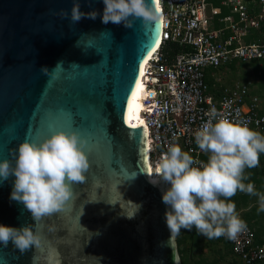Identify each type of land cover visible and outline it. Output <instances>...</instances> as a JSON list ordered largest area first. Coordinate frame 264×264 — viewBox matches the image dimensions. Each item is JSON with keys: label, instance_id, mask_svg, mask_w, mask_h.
I'll return each mask as SVG.
<instances>
[{"label": "water", "instance_id": "1", "mask_svg": "<svg viewBox=\"0 0 264 264\" xmlns=\"http://www.w3.org/2000/svg\"><path fill=\"white\" fill-rule=\"evenodd\" d=\"M74 2L96 19L62 18ZM103 9V0H0V160L14 165L22 141L62 130L78 133L90 161L64 209L39 222L10 199L15 177L0 183V224H31L40 238L23 253L0 244V264H181L165 222V186L148 175L144 123L129 112L162 14L127 28L102 23Z\"/></svg>", "mask_w": 264, "mask_h": 264}, {"label": "clouds", "instance_id": "2", "mask_svg": "<svg viewBox=\"0 0 264 264\" xmlns=\"http://www.w3.org/2000/svg\"><path fill=\"white\" fill-rule=\"evenodd\" d=\"M103 4L104 24L111 22L132 28L134 19H141L144 24H156L160 19L156 0L150 3L148 0H103ZM97 15L95 10L81 12L76 2L70 14L67 10L61 12V17L73 24L85 17L95 20ZM228 70H222L226 73L221 74H228ZM40 71L49 74L47 67ZM194 138L199 151L207 156L206 161L195 159L173 144L154 171L148 173L151 183L165 186L162 202L167 206L166 225L171 235L195 228L209 240L224 237L234 241L248 226L237 212L232 197L238 192L257 197V211L264 212V192L250 182L247 172L260 169L262 178L264 133L244 122L219 116L213 110ZM83 144L75 131H55L40 143L22 141L12 152L14 165L8 159L0 160V183L15 177L10 199L21 203L34 222L64 209L73 197V186L86 181L90 161ZM10 241L23 253L33 245L37 247L40 238L31 224L20 228L0 224V244L6 247Z\"/></svg>", "mask_w": 264, "mask_h": 264}, {"label": "built area", "instance_id": "3", "mask_svg": "<svg viewBox=\"0 0 264 264\" xmlns=\"http://www.w3.org/2000/svg\"><path fill=\"white\" fill-rule=\"evenodd\" d=\"M156 2L163 18L161 41L141 73L145 88L141 114L151 163L173 144L206 161L194 134L213 110L264 133L260 83L252 77L226 81V74H219L233 62L264 65V0ZM168 42L175 49L163 47ZM261 176L264 182V159ZM247 226L236 240H229L237 258L234 264L264 261V241H257L255 230Z\"/></svg>", "mask_w": 264, "mask_h": 264}, {"label": "rangeland", "instance_id": "4", "mask_svg": "<svg viewBox=\"0 0 264 264\" xmlns=\"http://www.w3.org/2000/svg\"><path fill=\"white\" fill-rule=\"evenodd\" d=\"M242 65H239L236 69H232L230 68L227 73V77H225L223 80H236L237 78H244V77H252L255 79H263L264 77V73L263 71H257V70H253V67L251 65L247 66V67H243ZM220 73H226L224 71L219 72ZM256 171L257 169H250L247 170V172H249L250 177L253 178L252 181L254 182V184L256 185L255 179L254 177H257L256 175ZM250 181V182H252ZM252 182V183H253ZM256 189L258 190L259 188L256 186ZM232 202L235 203L236 205V210L241 209V208H245L246 206H248L249 204L252 203L253 205V209L255 207L258 206V199L257 197H252L249 196L245 193H240L238 192L234 197L231 198ZM251 206V205H250ZM243 213H247L244 209H243ZM241 214L239 213L240 217ZM195 230V228H193V231ZM195 232V245L193 247V249H191L190 252V257L188 256L187 260L188 262H190L191 264H204V261H202L201 259H204L206 262H208V264H225L227 261V258H225V260H221L218 259L219 256L222 253H225V246H224V242L222 241H218V239H207L205 237H203L202 235H199L196 230ZM175 240H176V235H175ZM177 243V241H176ZM178 247V244H177ZM183 247V246H181ZM179 250V249H178ZM217 258L216 260H213ZM180 260H181V256H180ZM181 264H182V260H181Z\"/></svg>", "mask_w": 264, "mask_h": 264}, {"label": "trees", "instance_id": "5", "mask_svg": "<svg viewBox=\"0 0 264 264\" xmlns=\"http://www.w3.org/2000/svg\"><path fill=\"white\" fill-rule=\"evenodd\" d=\"M214 4H218V0H213ZM225 12V10L223 11V13ZM169 46H171L173 49H175V44L173 43H165L163 47L168 48ZM237 63H232L231 66L229 67L232 69H236L238 67V65H236ZM240 65V64H239ZM248 65H251L253 67V70H259V71H263L264 73V65L259 66L257 61H253L247 65L243 64V67H247ZM242 67V68H243ZM264 75V74H263ZM256 81H258L261 85V88L264 89V77L263 79H256ZM210 82V79H209ZM256 175H259V171H256ZM255 182H256V186L259 188L261 181L260 179L258 180V176L257 178L254 177ZM242 218V217H241ZM195 231V230H194ZM192 230H185L182 229L181 232L176 235V241L178 244V249H179V254L181 256V260H182V264H191L190 262H188L187 258L188 256L190 257V252L191 249H193L196 239H195V232ZM217 240V239H216ZM218 241H222L224 242V246H225V253L218 255L219 258L221 260H225V258H227V261L225 264H234L237 261L236 256H234V254L231 251V244L230 241L224 237L218 238ZM183 246V247H181ZM217 258L213 259L216 260ZM202 261H204V264H208V262H206L204 259H201Z\"/></svg>", "mask_w": 264, "mask_h": 264}, {"label": "bare ground", "instance_id": "6", "mask_svg": "<svg viewBox=\"0 0 264 264\" xmlns=\"http://www.w3.org/2000/svg\"><path fill=\"white\" fill-rule=\"evenodd\" d=\"M157 1V0H156ZM161 41V39L156 43L154 49L148 54V56L145 58V60L143 61V63L140 66V73H139V77L136 81V85L135 88L133 90V93L131 95V99H130V106H129V112H130V117L133 120V122L135 121H144L141 111H142V99L144 97V93H145V88H144V83L141 80V73H142V69L145 67V64L147 62V60L150 58L151 53L157 49V47H159L158 45L159 42ZM147 159H148V173L153 172L154 168L157 164V162L155 163H151L150 161V157H149V149H148V155H147Z\"/></svg>", "mask_w": 264, "mask_h": 264}, {"label": "crops", "instance_id": "7", "mask_svg": "<svg viewBox=\"0 0 264 264\" xmlns=\"http://www.w3.org/2000/svg\"><path fill=\"white\" fill-rule=\"evenodd\" d=\"M227 75L228 74H226L225 77H227ZM262 157L263 156L261 155L260 159H262ZM259 171H260V169H259ZM248 175L250 177L249 172H248ZM257 176H258V180L260 179V181H261V184H260L258 191L263 192L264 182L262 181V178L259 177L260 175H257ZM252 179L253 178L250 177V181H252ZM252 207H253V205L251 203L248 206H246L245 208L238 209L237 212L241 214L243 212V209L248 213L250 212L249 214H247V213L241 214V217L244 221H246L247 224H249L255 230L256 239H257V241L261 242V241H264V212H258L257 211L258 206L255 207L254 209ZM258 264H264V261H262Z\"/></svg>", "mask_w": 264, "mask_h": 264}, {"label": "snow or ice", "instance_id": "8", "mask_svg": "<svg viewBox=\"0 0 264 264\" xmlns=\"http://www.w3.org/2000/svg\"><path fill=\"white\" fill-rule=\"evenodd\" d=\"M158 7V6H157ZM134 94V93H133ZM143 122L141 121V124H142ZM130 127H132V128H139L140 127V125H130ZM141 131H144V129H141ZM145 134H146V132H145Z\"/></svg>", "mask_w": 264, "mask_h": 264}]
</instances>
